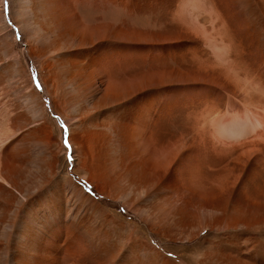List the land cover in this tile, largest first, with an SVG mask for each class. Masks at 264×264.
<instances>
[{
	"label": "bare ground",
	"instance_id": "obj_1",
	"mask_svg": "<svg viewBox=\"0 0 264 264\" xmlns=\"http://www.w3.org/2000/svg\"><path fill=\"white\" fill-rule=\"evenodd\" d=\"M9 9L26 52L41 61L50 100L0 24V68L14 66L27 89L26 105L17 90L6 104L0 87V264H176L72 177L47 178L46 189L60 191L46 203L24 194L25 145L38 140L25 130L26 111L41 116L55 158L45 104L66 120L86 180L149 231L200 227L201 209L212 214L201 228L264 225V0H15ZM141 13L153 23L141 25Z\"/></svg>",
	"mask_w": 264,
	"mask_h": 264
},
{
	"label": "rangeland",
	"instance_id": "obj_2",
	"mask_svg": "<svg viewBox=\"0 0 264 264\" xmlns=\"http://www.w3.org/2000/svg\"><path fill=\"white\" fill-rule=\"evenodd\" d=\"M10 1H12L13 3L15 2V0H7V6H5L4 1L0 0V5L2 7L3 14L5 17L4 18L5 22H2L0 24L6 27L5 30L9 34V36H6L5 40L8 41V43L14 42V47L12 48L14 49L15 54L18 52L16 55L18 56L19 61L21 60L20 63L22 62L21 65L23 69L30 76L34 88L40 92L41 97L45 99V101L47 102L50 99L48 95L45 93L46 84L42 79L43 74H42L41 66L39 64L41 61L37 57H33L32 55H30L29 52H26L27 48L24 37L22 35V29H19V27L13 20L9 9ZM140 5L142 7V8L140 7V10H144L147 7V5L143 3H140ZM137 18H138L137 21H139L140 19L139 23L141 25L145 24L144 26H148L153 23L152 21L153 16L150 13H143V14L141 13L140 15L137 16ZM8 31H10L11 33H9ZM13 39H17V40L14 41ZM4 44L5 43L3 42L0 43V49L4 46ZM135 56L137 58L141 57L142 56L141 51H139L138 53L135 52ZM13 59L14 57L12 58V60L10 57L5 61L6 63L9 64L11 62L14 65L15 60L13 61ZM13 67L9 66L6 70L0 68V72L2 73L4 72L3 73L4 75L1 74L2 76L0 77V87L3 88L4 90L6 88L5 94L8 93L7 94L8 98L4 99L6 104L7 102L10 103L13 100V98L16 97L20 98L19 95L21 94L19 93H21V91L23 95L27 92L26 91L27 89H25V87L24 89H22L23 84H25V82L23 83L21 82V84H18L19 86L15 83L16 80L10 73L11 70L14 69ZM4 78L6 79L8 78V79L4 80ZM1 84H3V86H1ZM5 85H8V87ZM37 85H39V87ZM27 86H29V84H27ZM18 87H20L19 88L20 90L18 89ZM16 90L18 95L16 93ZM9 92H11V95ZM60 92L62 95H66V96H70V94H72V92H69L68 89L62 90ZM0 93H2V91ZM12 93L15 94V96L16 95L17 96L14 97ZM10 96L11 97L13 96V98H10ZM22 97H24L25 100ZM22 97L20 101H22V103L26 105L27 104L26 96H22ZM8 99L11 101H9ZM2 104H0V109L3 110L5 107ZM26 109L27 108H25L24 110ZM45 109L47 112L46 118L49 121V124L51 125V131H53L52 147L54 150L55 158L53 159L50 155H48L45 152L44 143L46 136L43 130L40 128L43 123L41 121L42 120L41 116H37L35 119V115L33 116L31 112L26 111L27 112L26 114L29 117L26 115L28 118L27 121L26 120L24 121V124L27 125L25 130L26 131L28 130L27 132H29V130H36L35 134H36V138L38 139L37 140L38 143L36 142L35 144L32 145L30 144L25 145L26 148H28L29 150L28 153L32 158V162L30 163L28 168L25 169L24 179L26 180L24 181L23 179V183L25 185L24 194L25 192H28V194L31 195L34 194L36 199L38 198L37 199L38 202L46 203L47 197H50L52 199V197H55L54 194L55 191L56 193L60 191L58 187H56L55 191L53 189H46L47 178L51 179V177L54 176V178L58 180L56 183L61 185L59 179L61 177L69 176L72 177L76 183L81 184L82 187L85 188L89 193H92V195L100 202L101 205L104 206V208L111 216L115 217L119 221L125 222L128 226H132L133 224L135 225L137 224L139 225V227L141 226L139 232L143 233L144 238L148 237L151 243H156L157 245L158 243L157 241H155V239L157 238L158 241H160L159 242L160 246L163 247L166 246V251L164 250L166 258L175 262L176 264H181L180 263L181 260L186 262V264H190L191 263L190 261H192V263H196L201 261L200 259H204L207 257H208L207 258L208 264L213 262V259L214 262L216 259V262L215 263L213 262L212 264H264V225L261 224L248 225L247 223H222L221 226H219L215 222H212L211 225L208 226V228H201L204 227L205 224V222L202 223V221H205L206 218H209L212 215L210 212L201 209V211L197 210L196 212V214L198 213L200 216L199 217L201 222L200 227L199 224L198 226L195 225L193 227L192 226L187 227L186 225L185 226L183 225L185 227L184 228L181 224L180 225L177 224V222L175 223L169 222V224L166 226V232L164 231L163 236L157 234V232L149 231V228H147V225L143 222L142 218L139 217L138 214H136L135 212L133 213L131 210L122 206L119 201L115 202L100 195V193L96 190V188L86 180V174H85L86 171L84 169L85 167L82 166L81 157L77 155L75 150H73V145L70 137L71 135L68 131L66 120L61 118L54 111H52L50 106L46 107V104H45ZM26 131L25 133L27 134ZM67 137L69 138V140ZM11 145L9 146L10 148L8 149L9 152L10 150L11 151L13 150ZM47 162L48 163L50 162L53 168L50 171H44V173H42L43 170L42 168L39 167V165H43ZM41 174L43 175L41 176ZM44 174L46 177H44ZM50 185H52V183ZM42 187H45V189L42 190L41 189ZM64 187L65 186H61L64 193L63 196H66L68 186L65 188ZM20 197L22 198V199L20 198L22 201L25 200L24 196L20 195ZM38 205H39L38 203L37 204L33 203V205L30 207L34 209L35 207L37 208ZM151 210L153 212L155 211L153 209ZM147 213H149V211H147ZM178 226L181 227V229L178 228ZM182 228H184L185 230H182ZM192 233L193 236L191 235ZM207 251L210 252V255H213L212 256L213 258L209 255V252ZM206 255L207 257H205Z\"/></svg>",
	"mask_w": 264,
	"mask_h": 264
},
{
	"label": "snow or ice",
	"instance_id": "obj_3",
	"mask_svg": "<svg viewBox=\"0 0 264 264\" xmlns=\"http://www.w3.org/2000/svg\"><path fill=\"white\" fill-rule=\"evenodd\" d=\"M4 4L5 6H7V0H4ZM39 87V85H37Z\"/></svg>",
	"mask_w": 264,
	"mask_h": 264
}]
</instances>
